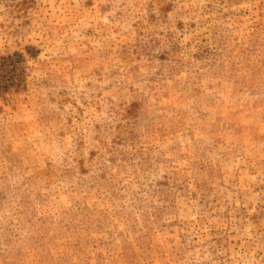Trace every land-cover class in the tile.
<instances>
[{
	"label": "rangeland",
	"instance_id": "374dc122",
	"mask_svg": "<svg viewBox=\"0 0 264 264\" xmlns=\"http://www.w3.org/2000/svg\"><path fill=\"white\" fill-rule=\"evenodd\" d=\"M0 264H264V0H0Z\"/></svg>",
	"mask_w": 264,
	"mask_h": 264
}]
</instances>
